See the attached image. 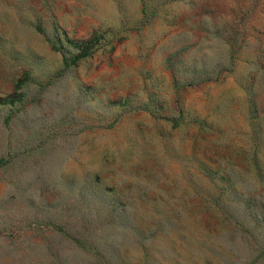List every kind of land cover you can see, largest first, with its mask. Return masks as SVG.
I'll return each instance as SVG.
<instances>
[{"label": "rangeland", "instance_id": "1", "mask_svg": "<svg viewBox=\"0 0 264 264\" xmlns=\"http://www.w3.org/2000/svg\"><path fill=\"white\" fill-rule=\"evenodd\" d=\"M0 264H264V0H0Z\"/></svg>", "mask_w": 264, "mask_h": 264}, {"label": "trees", "instance_id": "2", "mask_svg": "<svg viewBox=\"0 0 264 264\" xmlns=\"http://www.w3.org/2000/svg\"><path fill=\"white\" fill-rule=\"evenodd\" d=\"M92 51H93V45H88L85 48H83V50H81V52L76 57L71 59L70 61L74 62L77 59L89 57L91 55Z\"/></svg>", "mask_w": 264, "mask_h": 264}]
</instances>
